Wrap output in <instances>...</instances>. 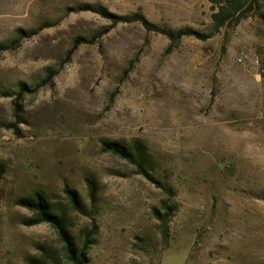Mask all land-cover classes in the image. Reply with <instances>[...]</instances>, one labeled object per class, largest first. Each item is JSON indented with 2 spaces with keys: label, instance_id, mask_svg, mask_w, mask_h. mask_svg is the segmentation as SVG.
<instances>
[{
  "label": "rangeland",
  "instance_id": "374dc122",
  "mask_svg": "<svg viewBox=\"0 0 264 264\" xmlns=\"http://www.w3.org/2000/svg\"><path fill=\"white\" fill-rule=\"evenodd\" d=\"M83 4L212 30L209 0H0V43L21 38L0 51V264H71L51 224L23 223L35 213L16 198L35 189L66 212L78 245L91 236L87 264H264L262 20L170 48L165 34ZM79 35L94 40L70 53ZM102 139L142 142L171 192Z\"/></svg>",
  "mask_w": 264,
  "mask_h": 264
},
{
  "label": "trees",
  "instance_id": "16d2710c",
  "mask_svg": "<svg viewBox=\"0 0 264 264\" xmlns=\"http://www.w3.org/2000/svg\"><path fill=\"white\" fill-rule=\"evenodd\" d=\"M212 8V30L210 32H203L193 28L185 27L174 29L171 27H163L156 23L151 22L143 13L136 12L131 15H119L116 13L107 12L105 8L91 6L89 4H83L79 7L80 10H95L105 16L112 19L114 25L119 23H131L139 22L148 30H154L161 32L168 36L170 39V48L176 47L183 37L185 36H196L201 40H208L212 38L216 33L220 32L224 27L234 26L239 24L243 19L257 15L264 23V0H209ZM113 25V26H114ZM111 26V27H113ZM20 37L12 40L9 43H0V51L12 50L20 42ZM94 39L79 35L74 39V46L70 50L73 53L75 49L83 43L93 42ZM55 73H48L47 78H52ZM45 82H47L45 80ZM41 84H36L33 87H22L19 91L18 97H23L26 92H34L39 89ZM11 95V94H9ZM15 102L19 105L18 98L16 97ZM101 148L103 151L111 152L114 155L119 156L122 159L137 166L139 173L144 174L150 180L155 182L159 187H162L165 191L171 192L170 187L166 182L158 179L153 175L150 170V164L153 159L148 152L146 146L140 142L135 141L132 144H124L120 141L111 139H102ZM6 167L0 163V179L4 176ZM88 187L91 196H95V180L92 177H87ZM69 200L74 208H81L80 201L76 194L67 190ZM260 198L264 199V193L259 194ZM16 204L25 207L35 214L27 219H24L23 223L29 226L37 225L43 222L51 224L58 232L59 237L64 243V250L67 259L71 264H87V249L90 247L91 236L87 235L84 239L83 245H78L70 230L67 214L62 209L53 208L50 202L46 199L45 195L40 189H35L31 193L21 195L16 198ZM162 207L164 209V215L161 217L163 222H167L172 215V206L163 202ZM94 232V230H91ZM36 264H44V260L37 257L31 258Z\"/></svg>",
  "mask_w": 264,
  "mask_h": 264
},
{
  "label": "built area",
  "instance_id": "2783aa9c",
  "mask_svg": "<svg viewBox=\"0 0 264 264\" xmlns=\"http://www.w3.org/2000/svg\"><path fill=\"white\" fill-rule=\"evenodd\" d=\"M246 58H247L246 55H240V56L237 57L236 60L239 63H245V62H247ZM254 62H255V64H258L259 63V59H256Z\"/></svg>",
  "mask_w": 264,
  "mask_h": 264
}]
</instances>
